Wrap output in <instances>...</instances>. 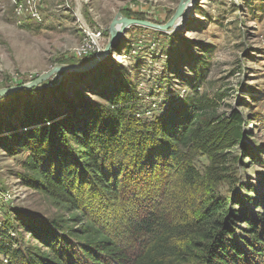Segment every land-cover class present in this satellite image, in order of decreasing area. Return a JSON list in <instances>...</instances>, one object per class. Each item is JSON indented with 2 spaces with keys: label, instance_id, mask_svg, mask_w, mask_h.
<instances>
[{
  "label": "trees",
  "instance_id": "16d2710c",
  "mask_svg": "<svg viewBox=\"0 0 264 264\" xmlns=\"http://www.w3.org/2000/svg\"><path fill=\"white\" fill-rule=\"evenodd\" d=\"M82 75L72 73L73 82L89 89ZM101 79L92 77V89L102 102L75 93V100L62 97L60 110L41 101L24 104L14 122L0 117V150L22 156V184L64 214L49 226L20 222L32 244L21 241L17 249L7 242L8 228L2 229L0 255L8 264H264V176L260 198L247 201L255 214L229 208V199L215 192L233 180L232 151L247 152L242 113L217 115L214 101L196 86L194 94L144 122L135 116L141 104L130 79L120 76L98 87ZM198 154L209 161L202 172L193 163ZM125 182L133 187L124 197ZM172 188L179 191L176 217L163 200ZM89 192L113 204L122 200L115 207L123 208L122 218L105 227L89 216ZM190 194L198 197L191 202ZM157 199L152 210L149 203ZM118 232L135 248L128 251Z\"/></svg>",
  "mask_w": 264,
  "mask_h": 264
},
{
  "label": "rangeland",
  "instance_id": "374dc122",
  "mask_svg": "<svg viewBox=\"0 0 264 264\" xmlns=\"http://www.w3.org/2000/svg\"><path fill=\"white\" fill-rule=\"evenodd\" d=\"M181 1L0 0V89L27 84L54 64L79 61L76 50L90 42L86 41L82 25L91 33H100L90 46V55L95 56L107 45L110 25L118 15L165 26L175 16ZM113 49L112 54L95 66L77 72L85 74L80 78L89 82V89L74 83L72 73H67L55 84L53 78L39 88L0 97L1 119L5 123L14 122L27 103L43 101L60 110L62 97L70 101L75 93L92 104L102 102L95 94L97 89H92L93 76H102L98 87L106 86L116 77L130 79L141 104L135 116L144 122L163 114L178 99L194 94L198 86L200 94L214 101L217 115L228 117L237 111L244 117L247 136L243 143L247 152L237 147L232 151L228 167L233 180L219 183L215 192L229 199V208L248 207L254 213L256 208L247 201L260 198L264 176V164H261L264 162V0H189L173 27L165 31L129 28ZM9 111H14V116L7 117ZM21 158L10 157L0 150V222L9 230L11 238L7 242L13 249L21 241L32 244L20 222L49 226L52 220L64 215L47 197L22 184L18 177L22 171ZM193 163L200 172L209 165L208 159L200 154L194 156ZM132 187V182H125L124 197ZM146 190L152 192L149 187ZM96 193L89 192L94 197L92 202L88 195L85 197L93 209L89 210V216L105 227H112L113 219L122 218L123 208L115 209L122 200L109 203ZM176 197H179L177 188L163 198L169 203L165 209L173 217L180 214L174 209ZM189 197L192 202L198 195ZM238 199L244 201L243 205L239 206ZM156 202L158 199L149 203L152 210ZM259 213L258 209V220ZM238 223L236 226L240 228ZM118 234L128 251L135 248V241ZM8 263L9 259L0 255V264ZM186 264L198 263L189 260Z\"/></svg>",
  "mask_w": 264,
  "mask_h": 264
},
{
  "label": "water",
  "instance_id": "95a60500",
  "mask_svg": "<svg viewBox=\"0 0 264 264\" xmlns=\"http://www.w3.org/2000/svg\"><path fill=\"white\" fill-rule=\"evenodd\" d=\"M188 2L189 0L181 1L175 16L173 17L171 22L165 26H158L146 21L128 19L121 17V15H118L110 25L107 45L105 46V48L99 50V52L95 56L90 55V53L82 57L79 60L80 64H54V66L49 71L41 73L33 81L27 84L11 87L8 89H0V97L14 94L22 90H32L35 88H39L43 86L45 82L51 81L53 78V84H55L62 81V77L67 73L83 72L91 68L92 66H95L105 56L113 53L114 44L126 33L129 28L142 27L152 30L165 31L166 29L173 27L175 20L182 14L184 7L188 4Z\"/></svg>",
  "mask_w": 264,
  "mask_h": 264
},
{
  "label": "built area",
  "instance_id": "2783aa9c",
  "mask_svg": "<svg viewBox=\"0 0 264 264\" xmlns=\"http://www.w3.org/2000/svg\"><path fill=\"white\" fill-rule=\"evenodd\" d=\"M27 1H30V0H27ZM82 28H83L84 36L87 37L86 41H90V42L86 43L83 48H78L76 50L75 55L77 57H80V58H82V57H84V56H86V55L91 53V51H90L91 47L90 46L92 45V43L94 42L95 39L100 37V33H95V34L91 33V32H89L88 27H85L84 25H82ZM4 228L5 227H3L2 223L0 222V233H1V230L4 229Z\"/></svg>",
  "mask_w": 264,
  "mask_h": 264
},
{
  "label": "bare ground",
  "instance_id": "6f19581e",
  "mask_svg": "<svg viewBox=\"0 0 264 264\" xmlns=\"http://www.w3.org/2000/svg\"><path fill=\"white\" fill-rule=\"evenodd\" d=\"M178 22V21H177ZM176 26V25H175Z\"/></svg>",
  "mask_w": 264,
  "mask_h": 264
}]
</instances>
